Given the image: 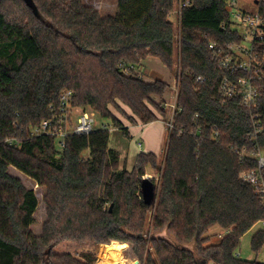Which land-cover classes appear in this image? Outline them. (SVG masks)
<instances>
[{
	"label": "trees",
	"instance_id": "trees-1",
	"mask_svg": "<svg viewBox=\"0 0 264 264\" xmlns=\"http://www.w3.org/2000/svg\"><path fill=\"white\" fill-rule=\"evenodd\" d=\"M33 1L38 16L25 0H0V264H99L106 253L124 254L126 247L112 242L132 244L140 264H262L237 255L242 239L264 224V199L241 179L257 161L236 150L264 152V77L251 109L220 95L228 73L210 46L242 41L224 2L194 0L177 30L170 20L176 0H119L117 15L106 17L82 0ZM260 10L264 15V4ZM150 57L179 79L160 184L144 179L160 158L141 152L128 171L107 129L71 136L64 149L54 137L32 135L54 118L68 91L75 107L111 120L128 138L111 108L134 126L160 121L151 107L167 115L154 99L164 100L169 85L125 72ZM253 116L261 122L257 141ZM11 168L46 191L39 233V199ZM147 183L156 189L153 201ZM213 229L223 237L209 245L219 236L209 235ZM152 230L194 242L195 252L152 237ZM251 249L263 252V229Z\"/></svg>",
	"mask_w": 264,
	"mask_h": 264
},
{
	"label": "built area",
	"instance_id": "built-area-1",
	"mask_svg": "<svg viewBox=\"0 0 264 264\" xmlns=\"http://www.w3.org/2000/svg\"><path fill=\"white\" fill-rule=\"evenodd\" d=\"M231 12L232 28L234 25L244 27L245 34H240L241 43H235L226 49L217 48L216 44H212L210 49L213 51L215 59L222 70L228 75L224 77L220 85V95L225 99H236L241 104L251 109L256 106L262 96L264 77V49L256 46L264 45V15L260 10V5L264 4V0L256 1V8L246 10L239 6L237 0H222ZM194 0H176L175 10L170 14L171 18L175 17L176 22H171L180 27L182 12L185 8L191 7ZM225 30L226 27H223ZM126 74L141 75L139 67H128L125 69ZM202 81L201 78H199ZM178 94V93H177ZM171 120L168 123L170 131L173 130L174 115L176 104ZM95 113L73 105V93L65 92L57 109L54 118L43 121L34 131L35 136H49L56 138L60 149L65 148L67 138L71 136H89L95 129ZM254 120V140L261 134V122L258 116H253ZM12 143V141H10ZM138 148L142 150L143 144L137 142ZM241 158H253L258 163V169L247 171L241 174V179L249 185L256 188L257 192L264 199V152L257 148L252 153L245 150L239 152ZM223 237V233L220 235ZM264 252V249H263ZM241 256L240 253L237 254Z\"/></svg>",
	"mask_w": 264,
	"mask_h": 264
},
{
	"label": "rangeland",
	"instance_id": "rangeland-1",
	"mask_svg": "<svg viewBox=\"0 0 264 264\" xmlns=\"http://www.w3.org/2000/svg\"><path fill=\"white\" fill-rule=\"evenodd\" d=\"M86 6L92 7L104 17L106 16H116L118 13V4L119 0H82ZM257 0H237L239 6L246 10H253L256 8ZM172 22H176V18H171ZM177 30L178 26L173 25ZM234 30L240 32V34H245L246 30L244 27L234 25ZM178 43L176 44V60L179 64L180 57V49L181 43L179 42V36L177 37ZM141 75L139 78H142L146 82H155L156 80H161L162 82L169 85V90L164 98V100L155 98L156 105H162L164 102V107L167 109V115L163 117L154 107H151L154 112H156L160 121L149 124V125H139L135 127L128 117L124 116L118 110L111 108L114 116L122 122L125 127L130 128L132 130L131 138H128L124 135L123 131L115 128L112 124L111 120L103 119L99 115L95 117V130H103L107 129L110 132V148L116 150L121 157V164L127 168L128 171H132L135 166V162L137 156L141 152L145 153H154L160 158V165L157 169L148 168L144 179L155 180L157 184L161 183V172L163 167V162L165 159L166 146L168 142V135L170 133V128H168V123L171 120V116L174 112L175 104L178 99V83L179 79L176 76L175 72L169 71V69L156 58H151L144 63V65L139 66ZM177 70V69H176ZM178 93V94H177ZM122 109L130 116V110L122 106ZM91 111V110H90ZM93 112V111H92ZM137 133V134H136ZM143 133V134H142ZM140 137V138H139ZM139 138V140H138ZM141 141L143 144L142 150L138 148L137 142ZM85 157H88V154H85ZM11 173H14L15 176L19 177L24 185L29 190H34L38 199H39V208L35 215V224L33 225V230L35 233H39L41 231L43 223L46 221V206L44 204V196L45 189L38 187L35 182H33L30 178L20 173L14 168H11ZM38 187V188H37ZM156 192V191H155ZM264 230V224L257 225L254 227L243 239L241 242V246L239 248V253L241 254V258L248 261H258L259 263L264 264V252L260 253L258 256L251 249V240L253 236L257 233L258 230ZM216 233L214 229L210 232V236ZM152 237L165 239L175 247L179 249H185L191 252H195L196 245L194 242H184L178 240L173 234L168 232V230L163 231H154L151 232ZM221 239L220 236L212 239L209 245L216 244ZM116 244L118 246H125L126 250L124 251L125 255V263L126 264H140L138 258L136 257L133 251V245L130 243H121V242H112L110 245ZM108 245V246H110ZM107 247V246H106ZM105 247V248H106ZM113 252V251H111ZM120 252V251H117ZM122 253V252H121ZM103 257V256H102ZM102 259V258H101ZM108 257L104 256V260L106 261ZM101 263V262H99ZM124 263V262H123ZM115 264H122L120 261H116ZM212 264V263H211Z\"/></svg>",
	"mask_w": 264,
	"mask_h": 264
},
{
	"label": "water",
	"instance_id": "water-1",
	"mask_svg": "<svg viewBox=\"0 0 264 264\" xmlns=\"http://www.w3.org/2000/svg\"><path fill=\"white\" fill-rule=\"evenodd\" d=\"M26 4L28 5V7L33 10L34 14L36 16L39 15V10H38V7L36 6V4L34 3L33 0H25ZM145 180H148V179H145ZM148 182V181H146ZM155 187L152 186L150 183H147V197L150 199V200H154V197H155Z\"/></svg>",
	"mask_w": 264,
	"mask_h": 264
},
{
	"label": "crops",
	"instance_id": "crops-1",
	"mask_svg": "<svg viewBox=\"0 0 264 264\" xmlns=\"http://www.w3.org/2000/svg\"><path fill=\"white\" fill-rule=\"evenodd\" d=\"M150 58H148L147 60H145L143 63H142V65H144V63L146 62V61H148ZM135 127H138V126H135ZM129 131H130V135H132V130H130V128H129ZM137 134V133H136ZM143 134V133H142ZM140 138V137H139ZM139 138H138V140H139ZM150 153V152H149ZM153 153V152H152ZM214 231H216V233H214V234H218L219 236L222 234L221 232H219V231H217V230H214ZM114 252H117V251H113V252H109V253H106V254H104L103 255V257H102V259L100 260V262L101 263H99V264H115V262L116 261H120L118 258H116V257H114V256H109L108 257V259L106 260V261H103L104 260V256L105 255H110L111 253H114ZM119 253H121V252H119ZM122 255H123V257H124V259L122 260V261H120V262H122V264H126L125 263V256H124V254L123 253H121ZM124 262V263H123Z\"/></svg>",
	"mask_w": 264,
	"mask_h": 264
}]
</instances>
